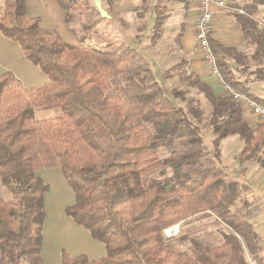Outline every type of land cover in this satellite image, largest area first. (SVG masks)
<instances>
[{
    "label": "trees",
    "instance_id": "obj_1",
    "mask_svg": "<svg viewBox=\"0 0 264 264\" xmlns=\"http://www.w3.org/2000/svg\"><path fill=\"white\" fill-rule=\"evenodd\" d=\"M69 12L79 0H56ZM111 7L115 0H103ZM188 6V0H179ZM264 0H250L234 17L243 35L264 54V24L256 17ZM145 9L153 17L152 32L161 35L168 4L151 2ZM26 0H4L0 30L20 43L26 57L47 74L43 85L25 88L12 72L0 75V181L10 192L0 193V264H46L42 257L45 193L49 185L37 174L59 167L75 200L67 215L103 242L106 254L90 259L84 253L62 251V264H248L247 252L258 255L259 236L248 220L222 200L227 183L215 170L184 171L194 166L202 151L160 157V144L185 137L201 145L198 112L175 105L162 90H144L135 103L111 90L113 79L128 72L130 61L110 45H74L50 34L39 17L27 16ZM153 36V37H155ZM181 32L176 36L180 42ZM223 81L264 104L250 91L248 76L264 79V65L250 70L249 56L210 36ZM238 64L241 79L231 62ZM186 60L175 67L182 82L196 88L211 108L210 127L215 157L223 138L236 135L244 143L240 158H253L264 167V121L252 126L242 105L229 94L217 95ZM249 74V75H248ZM174 97L182 92L171 90ZM37 107L58 108L55 117L38 119ZM169 167L174 175H152ZM231 184V183H230ZM233 185V184H232ZM214 211L228 225L215 246L193 240L190 252L174 249L164 230L192 215Z\"/></svg>",
    "mask_w": 264,
    "mask_h": 264
},
{
    "label": "rangeland",
    "instance_id": "obj_2",
    "mask_svg": "<svg viewBox=\"0 0 264 264\" xmlns=\"http://www.w3.org/2000/svg\"><path fill=\"white\" fill-rule=\"evenodd\" d=\"M156 1L159 0H115L112 6L108 7L103 0H79L78 9L69 12L67 25L63 28L60 26L58 32L62 35L63 40L72 41L73 38L68 30L73 31L72 34L75 35V38L90 40L88 43H81V46L101 47L110 45L129 58L128 72L116 76L111 87L113 92L119 93L123 98L135 103L139 93L160 86L162 91L158 93V96L169 97L175 105L183 106L186 112H189V108L198 112L196 116L191 115V112L189 113L200 128V134L203 138L201 145H191L185 137H182L175 139L174 144L171 145L160 144L158 154L160 157H166L173 153L193 152L197 149L202 151L194 158L196 164L191 167L185 165L183 170L191 173L208 169L217 171L227 183L221 195L222 200L240 217L257 223L260 252L255 256L247 252L248 264H264V167L251 157L240 158V151L244 147V143L236 135L220 140L219 156L215 157L213 140L216 134L210 127L211 108L196 88L189 87L187 83L180 80L179 69L175 65L181 60L190 62V67L199 70L201 79L212 85L213 90L218 95L227 93L225 84L211 70L197 41L193 43L194 48L188 46L191 48L189 50V48H184L183 43L175 39L183 23L186 26L190 21L193 26L195 25L197 14L191 13L190 2L187 7H184V3L179 0H161L168 4V9L165 10L167 17L158 38L152 32L153 17L145 9L151 2ZM228 1L229 6L222 7L221 17L223 19L221 20L226 22L229 19V22H234L233 11L248 0ZM100 9H103L107 15L102 14ZM259 16L263 21L264 15ZM233 27L235 25L231 24L229 27L225 25L222 28H230L232 31ZM215 29L213 28L212 36L215 35ZM241 42L238 44V48L249 56V61H247L249 69L255 70L257 67L263 66L264 54L253 55V45L246 40ZM231 64L239 77L245 79L246 75L241 73L238 64L233 61ZM248 78L251 92L264 97V79L257 81L254 74L249 75ZM176 88L182 92L180 97H174L171 91ZM244 108L248 109L242 106L243 110ZM53 110V112L58 113L57 115L60 114V109ZM46 114L52 115L49 112ZM260 121L255 120L250 124L255 126ZM152 175L159 179H165L172 177L174 172L169 167H160ZM51 183L56 202L53 201L55 205H51L53 202L49 203L52 208H48V215L43 224V245L45 240L47 242L54 241L53 247L50 245L52 248H54V243H62L58 245L59 252L66 249L72 255L73 252L76 254L82 252L83 249H89L91 247V239L89 238H92L89 231L76 222L71 223L70 221L72 224L70 226L60 216L58 210L61 205L59 203L67 199L64 198V192L62 193L57 189L56 180L51 181ZM0 188L1 195L10 199V192L1 182ZM65 216L67 215L65 214ZM174 225L179 226L177 233L172 232L171 236H167L164 230V234L174 249L186 252L191 251L193 240L215 246L222 242L223 234L230 231L228 225L211 210L192 215ZM75 248L79 249L74 251ZM85 253H88V250ZM42 257L44 259L43 250ZM59 258L58 255L57 260L48 258L47 262L44 261L46 264H62Z\"/></svg>",
    "mask_w": 264,
    "mask_h": 264
},
{
    "label": "crops",
    "instance_id": "obj_3",
    "mask_svg": "<svg viewBox=\"0 0 264 264\" xmlns=\"http://www.w3.org/2000/svg\"><path fill=\"white\" fill-rule=\"evenodd\" d=\"M188 1L190 2L189 9L192 10L191 13L196 15L197 11H198V5H199L198 0H188ZM234 1H239V0H234ZM248 1H250V0H248ZM248 1H245V2H248ZM3 3H4V0H0V14L2 12ZM26 4H27V14H28L27 16L39 17L41 20L42 26L44 28H46V30L50 34H58L62 38V35H60L58 32V28L60 26H62V28H63L65 25H67V18L69 15V11L67 9H65L56 0H26ZM240 6L233 11V17H234V14L236 12H240V13H242V11L244 12V10L240 8ZM212 9H214L213 10L214 11V19L212 21L213 22V28H216L215 32H214L215 35H213V38L223 45L235 46L240 51H242V50L240 48H238V44L242 43L241 41L246 40L248 43L253 45V49H254L253 55H256L255 54L256 48H254L255 45L253 43L249 42L246 39L245 35H243L244 34L243 30H242L240 24L236 21L235 17H234V22H229L230 21L229 19L226 22H224V20H221V19H223V17H221L222 16V8L219 6H214V8H212ZM263 12H264V4L259 5L258 12L256 13L257 19H259V21L264 23V20L262 21L261 17L259 16V15H264ZM188 22L189 23H187L186 26L183 23V36L181 37V40H180V42L184 44V48L186 47V49L189 48L188 46H192L191 48H194L195 45L193 43L196 41L195 40V27L193 26L192 22H190V21H188ZM231 24L235 25V27H233L232 31L230 30V28L229 29H227V28L223 29L222 28V27H225V25L227 27H229V26H231ZM181 27H182V25H181ZM67 29H69V28H67ZM181 30H182V28L180 29V32H181ZM68 31H69L68 33L71 34L73 39H72V41L71 40L69 41L68 39H67L68 41L67 40H63V41H66V42L74 44V45H77V44L80 45L81 43H84V42L88 43L90 41L89 39H86V38H83L82 40H81V38L80 39L75 38V35L72 34L74 32L70 31V30H68ZM68 33H65V34H68ZM191 48H189V50ZM242 52H244V51H242ZM190 68L192 69V67H190ZM192 70L197 72L201 77L199 70H196V69H192ZM5 72H12L14 74L15 78L17 79V81L19 83H21L25 88H32V87L40 86V85H43L49 81V77L47 76V74H45L38 65H35L26 57L25 52H24L22 46L20 45V43L6 37L3 34V32L0 30V75L5 73ZM256 80L259 81L258 79H256ZM249 83H250V80L248 82V86L250 88ZM250 91H251V89H250ZM256 95H258V94H256ZM260 97H262V96H260ZM262 98L264 99V97H262ZM53 109H58V108H53ZM53 109L52 108L37 107L35 109V115L38 119H45V118L58 116L57 115L58 113L53 112L54 111ZM47 112L51 113L52 115L50 116V115L46 114ZM54 114H56V115H54ZM243 116H244V119L247 120L249 123L254 122L255 120L256 121L261 120L262 122L264 121L262 119H259L256 115H254L251 110H248L245 108L243 110ZM37 174L49 185V190L45 193L46 217H47L48 211H49L48 208L51 207L49 205V203H51L53 201L56 202L55 197L53 196L54 188L52 189V187H51L52 186L51 181L56 180V184L58 186L57 189L60 190L62 193L64 192V198L67 199L66 201H60L59 205H61V206L59 207L58 211H59L60 216L63 217V219L67 222V224H69L71 226L72 225L71 223H74L75 221L72 218H69L70 216L67 215L65 208L74 202L75 192L70 187L67 180L65 179L62 170L59 167H46V168L41 167V169H39L37 171ZM5 199L8 200L7 198H5ZM54 202L51 203V205L52 204L55 205ZM65 214L68 217L65 216ZM55 219H57V218H55ZM70 221H71V223H70ZM251 223H252V225H254V228H255L257 234L259 235V233L257 231V223L256 222H251ZM55 224H57V223H55ZM77 227H80V226H77ZM80 229H82V228H80ZM91 237H92V235H91ZM259 238H260V236H259ZM89 239H91L90 240L91 247L89 249H87L88 253H85V251H87V250L83 249L82 252L76 253V254H74V252H73V255H72V253H70L68 250H66V249L65 250L69 254H71V256H76V255L84 253L90 259H96V258H99V257L106 254V247H105V244H103V242H101V241H99L93 237L89 238ZM53 242L52 241L47 242L46 240L44 241V245L42 247L44 259H45V261L48 260V258L49 259L53 258L54 260H57L58 255H59V257H60L59 259H61V262H62V251L64 249H62L61 252H59V250H58V245H61L62 243L57 244V242H56V243H54V248H52ZM78 249L79 248H75L73 250L75 251ZM89 253H90V255H88ZM47 256H49V257H47ZM0 260H1V249H0Z\"/></svg>",
    "mask_w": 264,
    "mask_h": 264
},
{
    "label": "built area",
    "instance_id": "obj_4",
    "mask_svg": "<svg viewBox=\"0 0 264 264\" xmlns=\"http://www.w3.org/2000/svg\"><path fill=\"white\" fill-rule=\"evenodd\" d=\"M198 3L199 5L197 17L194 25L195 38L201 50L203 51L204 56L211 67V70L221 78L216 63V56L213 52L210 42V36H212L213 31L212 21L214 19V9L212 8H214V6H219L221 8L227 7L229 6V2L227 0H198ZM262 24L264 23L262 22ZM224 84L227 94H229L232 99L238 101L242 106L250 109L258 118L264 120V104L257 102V100L243 93V91L240 92L239 90L232 88L225 82ZM169 230L170 228L165 229V233L167 236L172 235V232H170Z\"/></svg>",
    "mask_w": 264,
    "mask_h": 264
},
{
    "label": "bare ground",
    "instance_id": "obj_5",
    "mask_svg": "<svg viewBox=\"0 0 264 264\" xmlns=\"http://www.w3.org/2000/svg\"><path fill=\"white\" fill-rule=\"evenodd\" d=\"M170 228V232H173V233H177L178 232V229H179V226L178 225H173Z\"/></svg>",
    "mask_w": 264,
    "mask_h": 264
},
{
    "label": "water",
    "instance_id": "obj_6",
    "mask_svg": "<svg viewBox=\"0 0 264 264\" xmlns=\"http://www.w3.org/2000/svg\"><path fill=\"white\" fill-rule=\"evenodd\" d=\"M98 6L100 7V3L98 2ZM101 10V13L104 14V15H107V13H105V11L103 9H100Z\"/></svg>",
    "mask_w": 264,
    "mask_h": 264
}]
</instances>
